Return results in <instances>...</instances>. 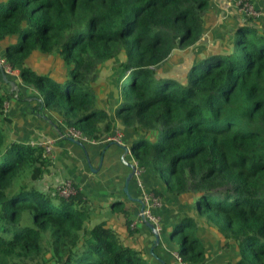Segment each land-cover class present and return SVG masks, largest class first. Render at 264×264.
Here are the masks:
<instances>
[{
    "label": "trees",
    "instance_id": "obj_1",
    "mask_svg": "<svg viewBox=\"0 0 264 264\" xmlns=\"http://www.w3.org/2000/svg\"><path fill=\"white\" fill-rule=\"evenodd\" d=\"M211 3L0 0V60L19 71L8 77L20 89L16 95L0 71V264H162L160 255L148 258L133 225L139 211L113 202L125 235L93 223V201L79 188L63 197L37 186L52 164L42 145L7 138L13 119L5 102L15 96L64 134L48 113L104 140L114 117L98 104L95 85L120 55L115 116L125 134L133 131V156L163 185L149 191L172 194L192 211L171 234L182 261L204 264L211 236L228 253L225 264H264V32L246 18L232 30L231 52L196 56L183 80L157 72L214 23Z\"/></svg>",
    "mask_w": 264,
    "mask_h": 264
},
{
    "label": "crops",
    "instance_id": "obj_2",
    "mask_svg": "<svg viewBox=\"0 0 264 264\" xmlns=\"http://www.w3.org/2000/svg\"><path fill=\"white\" fill-rule=\"evenodd\" d=\"M255 7L260 11L258 17L252 19L250 22L254 28L264 32V0H251ZM230 2L228 0H212L211 7L219 9L220 13L215 10L217 15H212L215 21L203 34L201 40L210 44L202 46V49H196V55H204L207 52H231L233 46L232 30L235 25L246 18L242 13H238L233 17L234 10L229 9ZM218 21V22H217ZM216 24V25H215ZM219 26H218V25ZM215 27L216 33H213ZM212 28V31H211ZM222 30L225 32L221 35ZM216 41H219L215 44ZM221 44V50L217 47ZM3 49H0V55ZM200 57V56H198ZM193 61V60H192ZM19 76V75H16ZM21 82V79L18 78ZM1 82V79H0ZM19 86V84L17 83ZM7 88V87H5ZM29 87L22 86V91L25 95H30ZM20 92V91H19ZM107 91L97 90L98 104L104 108L108 114L113 115V121H115V106L110 104L113 100L112 95L109 96V101L104 98ZM15 97V96H14ZM9 99L10 106L7 109V115L13 119V128L7 134V138L10 141H18L25 145H29L31 142L43 143L46 141H52L53 149L51 156L52 164L45 177L39 181L37 185L44 191L53 190V187L59 181L63 179H72L75 185L90 199L91 212L94 215L93 223L101 221H107L108 224L117 228L121 235H125L127 232L125 226V217L116 214L113 209V202L122 201L127 206H132L136 209L135 213L140 211L141 204L130 200L124 192V184L126 177L131 172V167L124 163L121 159L124 155V146L129 147L132 140L133 131H129L124 134V138L121 144L107 145L104 140H93L86 136V139L81 140L83 145H79L71 141L64 133L60 132L56 127V123L47 118H40L32 112L34 104L27 101H17L16 98ZM118 121V120H116ZM58 124L65 130L66 124L63 120L57 119ZM120 122V121H119ZM125 159L128 163L133 164L136 168L142 169L141 182L142 186L138 184L137 176H134L130 182L129 191L132 197L142 198L144 193L157 188L163 190L162 183L153 176L151 169L136 160L129 147V152L125 155ZM53 186V187H52ZM163 203L160 207L156 208L154 212L160 217L162 224V231L160 232V243L153 249L154 235L149 227L143 222H137L136 228L139 230L142 238L147 256L151 257L152 261L157 260L158 255L161 263L165 264H181L176 256L177 244L168 242V238L171 237L173 228L176 221L185 214H192L189 211L190 208L185 202L179 200V198L169 193H164L162 196ZM138 214V213H137ZM137 214L133 215V222L136 221ZM205 226H203L204 228ZM204 236V235H203ZM123 237V236H122ZM175 236L171 237L174 239ZM210 237H204L205 247L208 251V256L204 264H225L224 258L228 256L226 250L219 244L213 243ZM152 255L154 257L152 258ZM234 254V253H233Z\"/></svg>",
    "mask_w": 264,
    "mask_h": 264
},
{
    "label": "built area",
    "instance_id": "obj_3",
    "mask_svg": "<svg viewBox=\"0 0 264 264\" xmlns=\"http://www.w3.org/2000/svg\"><path fill=\"white\" fill-rule=\"evenodd\" d=\"M234 1H236V0H234ZM237 6L245 18H252L253 19V18L258 17L260 14V11L255 7V5L252 3L251 0H237ZM0 63L3 64L4 60L1 59ZM4 67H5V70L7 71L8 74L19 75L18 70H13L11 67H9L7 65H5ZM9 106H10V103L8 101L5 102V109L6 110L9 108ZM116 120H118V121H116ZM119 121L120 120L118 118H115L114 128H113L112 132H110L106 136V138L104 139V142H116V143H120V144L122 143L123 138H124V134H125V126ZM65 136L66 137H73V138H76L79 140L86 139V136L81 131L77 130L74 127H67ZM30 145L31 146L42 145L45 148V151L49 155L52 153V149H53L52 141H46L43 143L31 142ZM142 172L143 171L141 168H136L135 176H137V181H138V184L140 186H142V182H141ZM77 188L78 187L75 185V183L73 182L72 179L65 178L56 184L55 191L60 196L68 197L71 195H75L77 192ZM142 199L145 203V211L144 212H145L146 218L150 222L154 223L157 230L159 232H161L163 227H162V224L160 221V217L154 212V210L162 205V203H163L162 197H160L159 195L155 194L152 191H147L144 193ZM137 222H141V223L143 222L140 211L137 214L136 221H134V223H133V225L135 227L137 226ZM175 256L181 264H188V263L182 261L181 257L178 255L177 252H175Z\"/></svg>",
    "mask_w": 264,
    "mask_h": 264
},
{
    "label": "rangeland",
    "instance_id": "obj_4",
    "mask_svg": "<svg viewBox=\"0 0 264 264\" xmlns=\"http://www.w3.org/2000/svg\"><path fill=\"white\" fill-rule=\"evenodd\" d=\"M228 1L231 4L229 6L230 11L234 10V13L231 14V15H233V17L235 18V17H237L236 15L240 12V10H239V8L237 6V0L236 1L228 0ZM215 10L218 11V14L220 13L218 8L215 9L213 7L214 15H217L215 13ZM212 28H211V31H212ZM213 33H216L215 27L213 28ZM223 33H225V32L222 30L221 35ZM231 36H232V34H231ZM218 42L219 41H216L215 44L218 43ZM206 44H210V43H208L206 41H197L194 45H191L186 50L176 49L174 51V53L172 54V56L165 62V64H163V65H161V66H159L157 68V72L158 73L166 72L170 77H172L174 79L175 78H179V79L183 80L185 74L187 73V71L189 69L190 63L192 62V60L194 59V56L196 55V49L199 48L201 50L202 46L206 45ZM217 49L221 50V44L217 47ZM121 59H123L122 55L118 56L116 58V60L107 61L108 63L106 62L101 67L102 68V72H101L102 76H101L100 80L98 81V83L95 85V88L98 91H100V93L103 92V91H107L105 93V95H104V98H105L106 95H108V96L112 95L113 100L110 103L112 105L114 104L116 99H118V97L120 96L119 95V93H120V85H121V82H122V80L120 78L121 69H119V68L114 69V66L119 64V61ZM33 62L36 65L46 64L44 62V59H38L37 57L33 58ZM48 116H49V118H51L53 120H57V118L51 113H48ZM38 184H39V182H37V185ZM53 191H55V186L53 187ZM177 241H178L177 235L175 236L174 239H171V237L168 238V242H172V244H176Z\"/></svg>",
    "mask_w": 264,
    "mask_h": 264
},
{
    "label": "water",
    "instance_id": "obj_5",
    "mask_svg": "<svg viewBox=\"0 0 264 264\" xmlns=\"http://www.w3.org/2000/svg\"><path fill=\"white\" fill-rule=\"evenodd\" d=\"M0 71H1V75H2V78L4 80V82L6 84H9L10 85V89L12 91L15 92L16 95L19 94V86L17 85V83L10 79L8 77V73L7 71L5 70L4 66L2 63H0ZM71 141L79 144V145H83V142L79 139H76V138H73V137H68ZM111 144H118L116 142H111ZM124 150H125V153L124 155H122L121 159L124 163L128 164L130 167H131V172L128 174V176L126 177V180H125V184H124V192L125 194L127 195V197L132 200V201H135V202H138L141 204V208H140V212H141V217H142V220L143 222L146 224L147 227L150 228L152 234L154 235V240H153V246H152V251L153 249L160 243V238H161V234L160 232L157 230L156 226L154 225V223L150 222L147 218H146V215H145V203L143 201L142 198H134L132 197V195L130 194V191H129V185H130V182L133 180L134 176H135V171H136V166L133 165V164H130L126 161L125 159V155L129 152V147L127 146H124ZM162 264H165L164 261H162Z\"/></svg>",
    "mask_w": 264,
    "mask_h": 264
},
{
    "label": "clouds",
    "instance_id": "obj_6",
    "mask_svg": "<svg viewBox=\"0 0 264 264\" xmlns=\"http://www.w3.org/2000/svg\"><path fill=\"white\" fill-rule=\"evenodd\" d=\"M120 144V143H119ZM144 223V222H143Z\"/></svg>",
    "mask_w": 264,
    "mask_h": 264
}]
</instances>
